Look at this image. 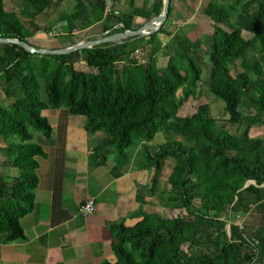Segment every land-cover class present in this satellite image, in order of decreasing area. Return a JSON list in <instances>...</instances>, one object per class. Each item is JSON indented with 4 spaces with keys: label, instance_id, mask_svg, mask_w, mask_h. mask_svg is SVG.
<instances>
[{
    "label": "trees",
    "instance_id": "obj_1",
    "mask_svg": "<svg viewBox=\"0 0 264 264\" xmlns=\"http://www.w3.org/2000/svg\"><path fill=\"white\" fill-rule=\"evenodd\" d=\"M23 1L40 15L56 0ZM163 1L155 0L150 10L132 8L113 20L124 25L122 30H132L136 16L146 20L159 16ZM250 1L210 0L204 10L214 22L205 39L210 80L204 83L223 102L227 117L221 120L213 117L209 106L206 119L178 116L184 89L201 81L203 60L188 38L174 35L192 72L182 73L172 58L165 68H159V34L171 36L164 25L149 36L65 55L42 56L14 43H0V80L5 96L14 99L8 108L0 107V135L20 141L11 145L13 165L20 176L0 183V234L5 241L25 238L19 220L33 208L37 159L45 155L28 127L42 129L49 137V125L41 113L64 107L72 115L87 117L88 133L108 135L95 147V164L105 162L108 152L115 149L117 167L126 166L130 150L153 140L159 132L184 139L161 145L154 153L144 152L145 167L152 170L151 192L158 188L166 161H177L168 174L163 201L169 213H179L166 217L149 208L133 227L116 224L114 264H264V227L254 233L227 220H213L226 209L236 214H264V135L250 136L252 127L264 124V0H254L252 24L245 33L240 6ZM96 2L104 9L106 0ZM4 4L0 0V38L29 44L27 39L39 28L23 26ZM61 20L74 31V16L64 13ZM141 49L147 51L146 63L127 64L130 55ZM80 61L90 70L76 69ZM40 79L47 102L39 98ZM193 94L190 88L186 97ZM217 122L243 125V131L231 133L217 128ZM251 181L255 184L250 185Z\"/></svg>",
    "mask_w": 264,
    "mask_h": 264
},
{
    "label": "crops",
    "instance_id": "obj_2",
    "mask_svg": "<svg viewBox=\"0 0 264 264\" xmlns=\"http://www.w3.org/2000/svg\"><path fill=\"white\" fill-rule=\"evenodd\" d=\"M69 1L74 3L69 9L65 0H56L40 15H36L32 7L29 8L31 16L28 21L39 28L27 39L30 44L40 40L39 34L49 27L61 29L65 35L64 29L69 27L67 21L61 20L63 12L76 18L74 32L89 33L86 36L88 39H78L74 44L105 36V32L109 31L106 28L102 32L94 29L99 28L98 25L105 18V7L102 9L97 5L96 1L99 0H90L92 4H88V0ZM6 10L29 28L19 19L20 10ZM130 10L121 12L128 14ZM171 10L164 24L165 32L171 33V36L163 33L159 35L162 45L156 57L170 50L174 35L188 38L197 54L196 44L201 41L202 35L191 36V8L179 10L172 2ZM38 46L39 49L50 48L46 45ZM67 47L70 46L53 45V49ZM173 60L177 65L176 60ZM41 81L43 102H47L45 84ZM13 102L14 99L5 96L0 80V107L8 108ZM41 116L48 122L49 137H46L42 129L28 127L33 142L43 148L45 155L37 159L38 183L33 191V208L19 220L25 238L6 242L5 235L0 234V264L116 263L115 245L118 242L113 229L116 224L133 227L143 219L149 208L169 214L164 205L160 207L158 204V190L162 187L164 175L158 182L157 190L151 192L149 185L152 170L145 167L144 161L137 163L140 156L144 157L141 150L154 153L159 146L178 139L171 132H159L153 140L139 143L130 150L131 160L126 166L117 167L112 151L108 152L105 162L95 164V147L109 138L107 134L88 133L87 117L72 115L64 107L47 108ZM178 116H181L179 111ZM15 139L0 135V183L13 181L20 176V170L13 165L15 154L11 152V145L20 142ZM170 160L166 161V168ZM163 194L164 191L161 198ZM91 198L95 199L94 212L84 216L80 208Z\"/></svg>",
    "mask_w": 264,
    "mask_h": 264
},
{
    "label": "rangeland",
    "instance_id": "obj_3",
    "mask_svg": "<svg viewBox=\"0 0 264 264\" xmlns=\"http://www.w3.org/2000/svg\"><path fill=\"white\" fill-rule=\"evenodd\" d=\"M154 1L155 0H106V6L109 5L111 2L113 4V7H111V12L108 15L105 14L104 15L105 18L103 19V22L100 25H98L99 28H94V29H96V31L99 30L102 32L103 29L106 28V30H109V32L105 36H109L117 32L120 33L121 31H125L127 30L126 28L122 30L124 25L120 26L119 24H116L114 22L113 16H116V15L115 14L112 15V13L116 12L118 16V15H121L122 12L126 11V9L128 10L132 8H142V9L144 8L146 10H150ZM209 1L210 0H172V2L175 3V6L177 5V9L179 10L181 9L185 10L187 7L191 8V15L193 17L192 29L190 31L192 33L191 36L198 37L199 34L202 35L201 41L196 44V51H197L196 56H198L199 59L203 60V62H201V65H200L202 67L203 75L201 77L200 82L196 83V85H194L193 87L192 86L190 87L191 89L194 90L195 94L186 97V94L189 93L190 88L186 87L184 89L185 91H183L182 93V98H185V99L183 103L181 104L179 112H180L181 117L188 116L192 119H196V118L198 119L202 117L203 119H206L207 118L206 108L207 106H209L213 117L218 120H221L224 117H227V114L223 108V102L219 100L217 97H215L210 92L209 87L204 83L210 80V62L208 61V58L206 55L207 47L205 45L206 44L205 39H207L209 34H211L212 28L214 26L213 20H211L204 14V10L207 7ZM4 3H5L4 4L5 7L8 8L9 10H12L15 8L20 10V18L19 16L18 18L22 19V22L26 24V26H28L30 30L34 29V25L30 21H28L29 17L31 16V10L29 9L31 8V6L28 3H26L23 0H18V1L17 0H4ZM65 4H67L66 7L68 9L74 6V3L70 2L69 0H65ZM254 5H255V1L253 0L245 5L240 6V13L244 16L243 28H244L245 33L249 31L251 24H252L251 23L252 21L251 9L254 7ZM170 12H172V10ZM148 22L149 20H146L145 18L140 17V16H136L133 23L131 24V29L137 30L141 28L142 26L146 25ZM47 29L48 30L46 31L43 30V32L39 34L40 40L34 41L35 44H31L32 46L36 48H39L38 45H46L50 47V48H44V49H53V45L54 47H58L60 45L73 46L75 45L74 43L78 39H85L86 36L89 34V33L86 34V33L80 32L79 34L74 35L72 34V32H70L69 29H64L66 33L65 35L53 37V36L48 35L51 28L49 27ZM101 37L102 36L95 38V39L92 38L91 40H96ZM54 49H61V48H54ZM178 50L179 49H178L177 44L174 42V40H172V45H170V50L165 51L164 53L161 54V56L156 57L157 66L163 69L166 67L169 58H173L176 60L177 66L182 71V73L190 74L192 72V69H191V63L189 61V58L184 53H180ZM139 51L142 53L143 55L142 57L147 59V51L143 49ZM131 55L129 59L127 60V63L136 64L134 61L131 60ZM74 67L78 70H84V71L90 70L86 66L85 63H82V61L77 62ZM40 82L42 83L41 79H40ZM39 98L40 100L43 101L44 97L42 94V89L40 90ZM215 125L217 128L226 129L230 131L231 133H235V134H240L243 131V125L240 126V125H233L230 123H222V122H217L215 123ZM260 135H264V124L259 125V126H254L250 130L251 137L260 136ZM176 139H178V141L179 140L184 141L183 138L178 137V136H176ZM15 141L19 142V139L16 138ZM112 152H113V156L116 157L115 149H112ZM141 152L143 154L145 151L141 150ZM143 161L146 162L145 154H144V157L140 156L137 159V163H142ZM176 165H177L176 160H170L166 168L165 174L163 176L162 187L158 190V198H159L158 204L160 207L164 205L163 196L161 198L162 192L164 191V194H165L166 188L168 189L167 184H166L168 174L173 169V167H175ZM165 184H166L165 186L166 188L164 190L163 188ZM178 213L179 211L177 210L169 214H167L164 211V216L172 217V216L177 215ZM237 215L238 214L236 213H231L229 209H226L225 211L222 212L220 216H217L213 220H220V219L227 220L229 223L239 225L241 226V228H246L250 231H253L254 233L259 228L264 227V214H260V213H256L252 211L249 214H239V216ZM213 220H210V221H213Z\"/></svg>",
    "mask_w": 264,
    "mask_h": 264
},
{
    "label": "water",
    "instance_id": "obj_4",
    "mask_svg": "<svg viewBox=\"0 0 264 264\" xmlns=\"http://www.w3.org/2000/svg\"><path fill=\"white\" fill-rule=\"evenodd\" d=\"M163 11L159 16L153 17L149 22L137 30H125L120 33H115L109 36H104L96 40L80 41L77 44L61 49H39L34 46L24 42L21 39H7L0 38V43H14L24 48L26 51L32 54L44 55H65L75 51L84 50L92 48L93 46H98L106 43H120L125 39L138 37V36H149L157 32L165 24L168 19L171 0L163 1Z\"/></svg>",
    "mask_w": 264,
    "mask_h": 264
},
{
    "label": "built area",
    "instance_id": "obj_5",
    "mask_svg": "<svg viewBox=\"0 0 264 264\" xmlns=\"http://www.w3.org/2000/svg\"><path fill=\"white\" fill-rule=\"evenodd\" d=\"M111 7H113V4L112 2L106 6V3H105V10H104V15H108L110 14L111 12ZM115 14L117 16V13L116 12H113L112 15ZM120 26H123L122 24H119ZM109 32V31H108ZM108 32H105L104 35H107ZM74 35L75 34H79V32H72ZM48 35L50 36H62L64 35L62 30L57 28V27H53L51 28L50 32L48 33ZM142 53L137 50L136 52H134L132 55H131V60L134 61L136 64H144L146 63L147 59L142 57ZM82 63H85L84 61H82ZM251 184H255L254 181H251L250 182V185ZM94 209H95V199L94 198H91L90 200H87L84 204H82L81 208H80V211L81 213L84 215V216H87V215H90L94 212ZM239 216V214L237 215ZM241 228V226H239ZM242 229V228H241Z\"/></svg>",
    "mask_w": 264,
    "mask_h": 264
}]
</instances>
